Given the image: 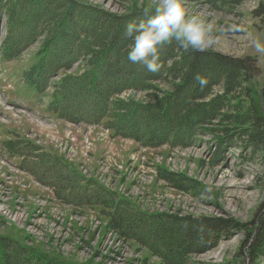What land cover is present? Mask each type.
<instances>
[{
  "label": "rangeland",
  "instance_id": "rangeland-1",
  "mask_svg": "<svg viewBox=\"0 0 264 264\" xmlns=\"http://www.w3.org/2000/svg\"><path fill=\"white\" fill-rule=\"evenodd\" d=\"M73 2L80 10L91 5L117 16L142 13L153 4L0 0V43L10 17H18L25 38L34 36L16 59L0 56V264H264L262 255L250 260L247 247L253 237L247 234L255 232L251 229L264 211V146L262 151L243 146L239 134L214 125L216 117L185 147L144 146L114 134L102 122L68 121L54 107L62 98L60 85L81 81L95 63L93 50L86 46L75 59H65L41 92L26 78L43 46L54 38L62 44L61 56H72L74 47L63 33L76 32L82 20L59 26ZM3 6L11 13L1 11ZM184 7L189 16L200 14L214 24L216 42L206 50L257 59L259 72L244 87L251 88L256 103L258 95L257 104L261 91L264 107V54L251 45L256 36L264 39V0H184ZM228 25L242 30H229ZM151 85L115 97L149 104L172 88L167 79ZM221 92L222 84H216L205 100ZM237 110L241 105L229 113ZM220 113V127H233L232 115ZM216 137H224L223 142ZM113 212L125 220L158 217L163 228L156 222L153 235L139 240L113 227ZM169 216L193 221L219 217L244 226L217 228L218 234L209 235L205 247L199 244L202 249L195 250L185 245V232L173 230Z\"/></svg>",
  "mask_w": 264,
  "mask_h": 264
},
{
  "label": "trees",
  "instance_id": "trees-1",
  "mask_svg": "<svg viewBox=\"0 0 264 264\" xmlns=\"http://www.w3.org/2000/svg\"><path fill=\"white\" fill-rule=\"evenodd\" d=\"M79 5L73 2L67 7L66 19L59 26L63 28L67 22L74 23L75 20H82L76 32L65 31L63 33L68 46L74 47L72 56H61L62 44L54 38L43 46L28 76L35 87L41 90V86L46 85L50 78L63 68L65 59L69 61L75 59L80 52L83 53L84 46L93 50L96 61L86 71L84 78L76 81V84L64 81L60 85L63 86L60 93L62 98L54 110L57 108L61 117L71 122L82 121L87 124L102 122L110 127L114 134L130 137L144 146L167 143L170 146L184 147L194 142V137L202 131L204 123L216 117L218 122L214 125L221 131L230 128L229 132L234 131L243 139V146L262 151L264 117L257 104L258 95L256 103L250 91L251 88L244 87V84L253 81V77L259 72L255 57L238 58L211 50L186 52L173 40L161 51L160 71L150 73L142 66L129 62L124 51L128 43L124 37V28L129 21L139 19L141 13L133 12L117 16L95 11L96 7L91 5L85 7L82 5L80 10ZM1 11L6 14L11 13L5 6ZM18 22L17 16L10 17V20L6 22L8 24L6 37L0 43V53L4 58L18 57L22 51L21 48L28 46L34 38V36L31 37L32 35L25 38L24 27ZM207 72H212L213 76ZM197 74L207 80L203 87L195 80ZM165 79L171 80V90L160 94L149 104L126 102L115 97L124 90L147 89L152 86V81ZM216 84H222L223 92L205 100L207 96L213 94L211 92ZM240 105L241 110L229 113V110L238 108ZM221 110L226 111L224 115H232L233 127H220ZM223 138L216 137L215 140L221 143ZM88 196L90 195H82L87 198ZM113 214L117 218V220L111 219L113 227L131 233L139 240L152 236L156 229V222H160L158 217L132 216L125 220L121 214L116 212ZM165 216L168 217V215ZM169 217H173L171 218L173 219L171 222L173 230L177 228L181 233L185 232V240H188L185 245L189 243L191 247L196 246L195 250L205 247L208 243H205L206 240L210 238L209 235L212 234L213 238L218 234L217 228L221 230L228 226L230 228L228 231H230L244 226V224L240 225V223L219 217L194 221ZM119 223L122 225L119 226ZM160 223L159 228H163V223ZM253 229L254 233L250 231L247 234L250 238L253 234L252 241L247 246L251 256L250 260L257 255L264 256V211L258 219V224L254 223L251 230ZM191 239L195 241V244L191 245ZM199 244L203 246L200 247ZM37 261H41L39 264H56L51 261Z\"/></svg>",
  "mask_w": 264,
  "mask_h": 264
},
{
  "label": "clouds",
  "instance_id": "clouds-1",
  "mask_svg": "<svg viewBox=\"0 0 264 264\" xmlns=\"http://www.w3.org/2000/svg\"><path fill=\"white\" fill-rule=\"evenodd\" d=\"M229 30L238 29L228 25ZM215 26L200 14L189 16L184 0H153L139 19L129 21L124 28L128 41L124 51L129 62L142 66L150 73L160 71L161 51L175 40L184 51L202 52L215 40ZM251 45L257 53L264 54V39L256 36ZM195 80L203 87L207 80L197 74Z\"/></svg>",
  "mask_w": 264,
  "mask_h": 264
},
{
  "label": "water",
  "instance_id": "water-1",
  "mask_svg": "<svg viewBox=\"0 0 264 264\" xmlns=\"http://www.w3.org/2000/svg\"><path fill=\"white\" fill-rule=\"evenodd\" d=\"M263 88V87H262ZM262 90V89H261ZM260 91V90H259ZM260 93L261 91L259 92V104H260V107L261 109H264L263 105L261 104L262 103V99H261V96H260ZM264 111V110H263Z\"/></svg>",
  "mask_w": 264,
  "mask_h": 264
}]
</instances>
